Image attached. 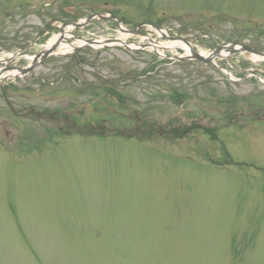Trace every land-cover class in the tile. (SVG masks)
<instances>
[{"label": "rangeland", "instance_id": "obj_1", "mask_svg": "<svg viewBox=\"0 0 264 264\" xmlns=\"http://www.w3.org/2000/svg\"><path fill=\"white\" fill-rule=\"evenodd\" d=\"M106 1L0 0V69L79 48L0 78V264H264V61L153 28L264 53V0Z\"/></svg>", "mask_w": 264, "mask_h": 264}, {"label": "water", "instance_id": "obj_2", "mask_svg": "<svg viewBox=\"0 0 264 264\" xmlns=\"http://www.w3.org/2000/svg\"><path fill=\"white\" fill-rule=\"evenodd\" d=\"M92 19H93V17H92V18H89V19H86L82 24H85V23L89 22V21L92 20ZM129 32L131 33V32H133V31H129ZM55 46H56V45H53L52 47H49V48L45 49L42 53H40V55H39L38 57L35 58V63H34L32 66H30V67H28V68H25V69H19V72L22 73V74H24V73H26L27 71H29L30 68L35 67L39 62L43 61V60H44V59H45V58H46V57H47V56L53 51V48H54ZM223 50H224V51H237V50H235V49L232 50V47H225V48H223ZM241 51H242V52H248V50L245 49V48H242ZM189 52H190V54H191V56H192L191 58H193V59H198V60H200V61H204V62H212V60H213L214 58L220 56L219 51H215L214 53L208 54L206 58H205V57H202V56L199 55L197 52H195V51H193V50H191V49H190ZM257 55H259V54H257ZM259 56L264 57V55H259Z\"/></svg>", "mask_w": 264, "mask_h": 264}, {"label": "bare ground", "instance_id": "obj_3", "mask_svg": "<svg viewBox=\"0 0 264 264\" xmlns=\"http://www.w3.org/2000/svg\"><path fill=\"white\" fill-rule=\"evenodd\" d=\"M64 34L65 35L68 34L67 31H64ZM48 43H49V46L55 44L54 37ZM164 45L166 47H168V48H174V47H177L179 45V43L178 42H176V43H167V44H164ZM49 46H47L45 49L49 48ZM69 48H71L70 45L63 44V43H59V45H58V47H57L56 50H57V53L63 54ZM223 55H226V54L223 53ZM251 60H252V62H258L260 60V58L259 57H251ZM15 73L16 72H14V71H12V72H6V73L0 71V78L6 79V78H9V77H12L13 75H15Z\"/></svg>", "mask_w": 264, "mask_h": 264}, {"label": "flooded vegetation", "instance_id": "obj_4", "mask_svg": "<svg viewBox=\"0 0 264 264\" xmlns=\"http://www.w3.org/2000/svg\"><path fill=\"white\" fill-rule=\"evenodd\" d=\"M259 111H260V112L264 111V108H260ZM260 115H264V114H261V113H260ZM262 120L264 121V118H263Z\"/></svg>", "mask_w": 264, "mask_h": 264}]
</instances>
